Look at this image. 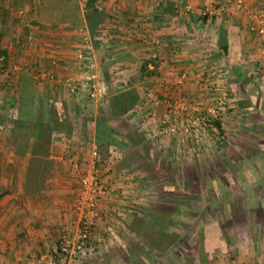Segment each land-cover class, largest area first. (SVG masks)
Segmentation results:
<instances>
[{"label": "crops", "instance_id": "crops-1", "mask_svg": "<svg viewBox=\"0 0 264 264\" xmlns=\"http://www.w3.org/2000/svg\"><path fill=\"white\" fill-rule=\"evenodd\" d=\"M220 2L0 0V264H42L62 236L76 235L82 220L78 178L91 148L108 191L89 218L88 254L62 264H264V163L227 164L246 172L230 183L247 190L230 194L228 211L204 217L200 230L196 219L202 214L193 209L134 208L139 186L150 182L146 171L155 168L151 155L163 156L156 164L162 169L172 148L181 151L182 140L192 139L179 128L160 132L162 121L175 122L173 108L207 113L211 95L225 90L226 106L239 114L228 122L218 116L220 127L252 122L263 128V42L248 28V13L264 16V0H244V10L230 3L211 17L202 13ZM153 35L158 52L148 41ZM85 50L95 54L105 86L97 103L89 102L77 59ZM27 78L43 94L24 133L26 127L15 131L16 117L9 114ZM117 95L126 106L119 114ZM187 99L196 101L188 106ZM40 122L47 128L38 130ZM114 133L127 144L109 142ZM228 182L220 177L213 184ZM154 217L165 224L148 227ZM186 218L194 219L188 232Z\"/></svg>", "mask_w": 264, "mask_h": 264}, {"label": "rangeland", "instance_id": "rangeland-1", "mask_svg": "<svg viewBox=\"0 0 264 264\" xmlns=\"http://www.w3.org/2000/svg\"><path fill=\"white\" fill-rule=\"evenodd\" d=\"M93 57L97 64L94 53ZM24 81L23 84L20 83L21 86L19 91L13 95V99L11 98L12 103L10 105L17 106L18 104V107L11 109L9 115L12 114L11 117L14 118V114L16 117V120L13 119L12 122L15 123V131L18 129L25 130L26 127V131L24 132L26 133L32 128V119L29 118L33 117V115L38 112V99L41 98L39 95L40 93L43 94V92H38L36 89L34 90L32 88L33 82L31 78H27V80L25 79ZM223 92L225 94L222 96H224L225 99L219 106L218 112L213 117H211L209 111L203 113L201 109L197 112L195 107V109L190 107L187 108L186 105H184L183 107L173 108L175 109V112L173 113L176 122L175 126H178L186 119V113L188 115H196L197 118L204 116V118L207 117L210 119L219 116L220 118L223 117L224 122H228L226 119L230 116L235 117L239 112L226 106L227 92L224 90ZM220 95L221 91L211 95V102L214 101L215 97H221ZM18 100L23 101L24 106L19 107ZM26 101H29L30 103L28 104ZM192 101L196 100L187 99L188 106L192 105ZM170 109H172V107H170ZM19 114H22L21 116L25 115L26 117L20 118L18 116ZM1 118L2 117H0V120ZM22 120L24 121L21 123ZM25 120L28 121L26 122ZM207 121H205V125H203L202 122L197 119L196 123L191 125L188 129L183 130L179 128L181 130L179 134H191L192 139L191 141L187 139L182 140L183 147L178 146L181 148V151L172 148L173 155H171V158L167 159L169 161L167 164H164V168L161 169V167L156 165L159 161L163 160V156L159 154H157L156 157L154 154L151 155V158L154 157L155 168L146 171L151 173L149 184L146 183L144 185L143 183L139 186L140 188L136 196L138 198V203H135L134 206L137 211H142V209L146 208L156 209L161 207L159 204H166L165 201H168V205L171 204L173 212L187 211L190 209H193L196 212H201L202 217L198 215L199 220L196 219L198 230V227H201L200 218H203V221H206L207 219H204V217H208L209 215L222 216L225 211H228L229 207L226 201H230V194H240L243 190L246 192V187L237 188L230 183L232 177L233 179L237 178L239 180L241 175L244 176L246 173L244 171H235L233 166L235 167L238 164L237 167L239 166L243 168L247 164L246 161H248L249 164L264 163V152H260V148H264V125L263 128H260V126H257L252 122L251 125L246 123L245 126L243 124L235 123V125L233 124L231 126H226L228 124H224L222 127H219V129H216L213 126L207 125ZM207 127H211V132H205ZM261 129L262 132H260ZM257 133L263 137L256 135ZM193 161L196 162L195 169ZM229 162L233 163L232 167L231 164L230 166H227ZM228 167H230V169ZM220 177L229 180L226 186H214V180H217ZM184 180L190 182L191 185L188 184L185 187L182 186V181ZM255 187L256 186L250 187V190H257ZM216 195L220 196L218 199H222L221 202L215 201L218 200L217 198L215 199ZM228 203L229 205H232L231 202ZM184 222V231L188 232L194 219L186 218ZM187 238L188 236L184 239L187 241Z\"/></svg>", "mask_w": 264, "mask_h": 264}, {"label": "built area", "instance_id": "built-area-1", "mask_svg": "<svg viewBox=\"0 0 264 264\" xmlns=\"http://www.w3.org/2000/svg\"><path fill=\"white\" fill-rule=\"evenodd\" d=\"M233 4L235 9L244 10L245 3L244 0H222V2L217 5L205 6L202 9V13L206 14L208 17H211L214 14L219 13L225 8L227 4ZM248 28L254 31L257 35L261 36L263 42L264 50V16L263 12L260 10L250 11L248 13ZM148 41L152 43L158 52L159 39L157 36L153 35L148 38ZM91 51V50H90ZM89 50L78 52L77 59L80 63L82 81L86 85V94L90 103H97L101 100L105 92V86L101 83V80L96 71V63L94 61L93 53ZM89 52V53H87ZM83 61V62H82ZM150 69L153 68L152 64L148 65ZM45 77L52 78V75L46 73ZM68 85V84H67ZM70 90H73V86H69ZM225 91V90H224ZM225 94L221 90V97H215L213 104L209 107V112L211 117L215 116L218 112V107L223 103L225 97L222 96ZM215 96V95H214ZM199 119L203 125L207 121V117L204 116L198 117L196 115H188L186 113V119L179 124V127L175 126L176 122H168L166 120L162 121L160 132L167 133L168 131H173L176 128H181L183 130L188 129L191 125L196 123V120ZM90 156L86 162L81 164L82 171L79 174V187L80 195L77 201V208L80 211L81 226L79 231L75 236H62L61 240L57 247L54 248L52 253L48 258L42 259V264H62L67 261H76L80 260L82 256L86 255L90 249V234H89V221L94 214V208L97 202V198L104 197V194L107 193L108 188L104 185L102 180L99 177V171L96 162L98 159V152L96 148H91L89 151Z\"/></svg>", "mask_w": 264, "mask_h": 264}, {"label": "trees", "instance_id": "trees-1", "mask_svg": "<svg viewBox=\"0 0 264 264\" xmlns=\"http://www.w3.org/2000/svg\"><path fill=\"white\" fill-rule=\"evenodd\" d=\"M144 68V67H143ZM120 95H117V96H115V99H113V100H115V102L117 101V100H119L120 99ZM125 101L123 100V97H122V100H119L118 101V107L116 108V114H119L118 113V109L120 108V109H125V105L124 104H122V103H124ZM119 109V110H120ZM207 125H209V126H213V127H215L216 129L218 128L219 129V127H220V120H219V117H214V118H210V119H208V121H207ZM38 127V130H39V128H41V127H44V126H46L45 128H47V124H44V123H42V122H40V123H36L35 124V127ZM112 129V128H111ZM40 133V132H39ZM42 133V132H41ZM112 136H114L112 139H110L109 140V142H111V143H113V144H116V145H118V144H120V145H122L123 143H125L126 141L125 140H123V139H119V138H116L117 136H116V133H114V134H112ZM43 136H42V134L40 135V138H42ZM124 138H128V137H124ZM123 142H122V141ZM125 144H127V143H125ZM171 205L170 206H165L164 207V205L162 204V206L161 207H158V208H156V209H149L152 213H154V212H156V211H162V210H165V209H171ZM197 220H199V219H197ZM200 222H201V227H202V224L204 223V221H203V218H200ZM160 223H162V224H165V222H164V220H160L158 217H154V218H152L151 219V222H150V224H148V227L149 226H153V227H155L156 228V226H159V224ZM197 224H198V222H197ZM201 227H198V230H200L201 229ZM196 230H197V226H196ZM155 231V230H154Z\"/></svg>", "mask_w": 264, "mask_h": 264}]
</instances>
